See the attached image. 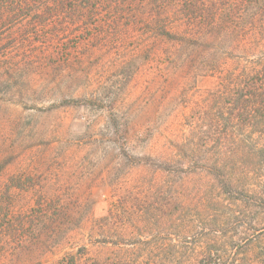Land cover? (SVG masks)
Wrapping results in <instances>:
<instances>
[{"label": "rangeland", "instance_id": "1", "mask_svg": "<svg viewBox=\"0 0 264 264\" xmlns=\"http://www.w3.org/2000/svg\"><path fill=\"white\" fill-rule=\"evenodd\" d=\"M255 60L264 63V0H3L0 264H105L123 252L103 241L164 233L162 217L152 230L139 216L168 198H178L183 244L185 216L208 212L182 185L206 173L180 178L163 159L199 131L197 147L225 141L209 94ZM216 214L221 223L226 211ZM198 222L193 243L209 236ZM214 236H232L243 263L264 264V213Z\"/></svg>", "mask_w": 264, "mask_h": 264}, {"label": "trees", "instance_id": "2", "mask_svg": "<svg viewBox=\"0 0 264 264\" xmlns=\"http://www.w3.org/2000/svg\"><path fill=\"white\" fill-rule=\"evenodd\" d=\"M219 78L218 90L211 92L208 100L213 102L219 115L225 118L226 142L201 141L197 147V135L203 131L195 132L196 134H192H195L193 139L182 138L178 144L179 150L163 159L180 168L184 173L179 171L183 175L180 178L195 175L193 179H199L200 175L206 173L204 183H191L190 180L184 182V192L180 195L189 198L191 196L197 203L195 208L203 206L208 213L193 215L196 218L185 216V240L179 245L175 243V230L172 227L178 198H168L162 204L147 202L139 217L152 230L153 226L161 225L163 218L167 226L164 233L156 238L145 239L142 236V239L130 242L109 241L111 238L103 241L121 247L123 252L120 257L112 253L116 258H106L105 264H245L242 262L238 244L231 241L232 236L230 240L224 238L218 241L214 235L219 229L225 233L228 229L238 231L247 228L255 216L264 213V63L260 60L247 61V64L228 70ZM203 111L210 126L217 127L219 123L216 114H212L213 107L212 112ZM231 120L239 122L238 129L231 124ZM161 208L164 209L163 216ZM182 208L189 213L191 205L185 202ZM217 211H226L225 219L221 223L216 219ZM156 216L159 217L157 222ZM202 216L207 217L200 218ZM197 219L200 225L206 226L210 231L208 238H205L207 240L193 243L187 237L190 232L197 231L196 225L190 227L197 223ZM217 223L220 228H217ZM196 234L202 232L197 231ZM198 239H201L200 236ZM129 245L138 247L124 248ZM156 255L157 259L154 258ZM93 259V263L86 258L80 264H103L101 259Z\"/></svg>", "mask_w": 264, "mask_h": 264}]
</instances>
